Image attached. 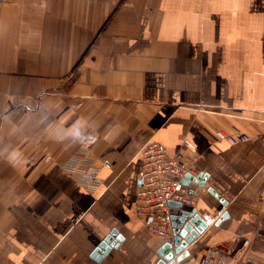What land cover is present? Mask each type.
I'll list each match as a JSON object with an SVG mask.
<instances>
[{"label":"crops","instance_id":"0c3cea01","mask_svg":"<svg viewBox=\"0 0 264 264\" xmlns=\"http://www.w3.org/2000/svg\"><path fill=\"white\" fill-rule=\"evenodd\" d=\"M184 140L214 194L182 264L218 245L264 264V0H0V264H156L138 173ZM82 150L93 192L64 167Z\"/></svg>","mask_w":264,"mask_h":264},{"label":"built area","instance_id":"2783aa9c","mask_svg":"<svg viewBox=\"0 0 264 264\" xmlns=\"http://www.w3.org/2000/svg\"><path fill=\"white\" fill-rule=\"evenodd\" d=\"M215 137L230 144L246 140V136L228 134L221 130L215 131ZM182 152L180 156L172 157L164 145L149 144L143 152L138 173L135 212L164 243H171L174 238L170 203L195 206V197L183 182L188 175L194 176L197 149L191 141L184 140ZM81 153L82 158H71L64 167L78 176L82 188L93 192L101 183L100 168L88 159L87 151L82 150ZM109 165L108 160L102 162V167ZM228 257L225 250L211 247L196 264H227ZM236 258H240V254Z\"/></svg>","mask_w":264,"mask_h":264},{"label":"water","instance_id":"95a60500","mask_svg":"<svg viewBox=\"0 0 264 264\" xmlns=\"http://www.w3.org/2000/svg\"><path fill=\"white\" fill-rule=\"evenodd\" d=\"M206 182V176L201 174L198 176L188 175L183 184L189 187L190 193L195 196L199 195L202 191L214 194L213 190L207 187ZM215 197L220 199L217 194H215ZM170 206L172 208L174 238L171 243H164L161 246L158 252L160 259L156 264H182L190 256L189 246L195 243L209 227L208 223L198 214L197 208L175 202H171ZM227 217L228 215L225 213L217 224ZM122 239L116 231H113L96 250L95 255H98L100 252L103 255H107L117 246L118 242H122ZM216 247L226 251L223 245Z\"/></svg>","mask_w":264,"mask_h":264},{"label":"bare ground","instance_id":"6f19581e","mask_svg":"<svg viewBox=\"0 0 264 264\" xmlns=\"http://www.w3.org/2000/svg\"><path fill=\"white\" fill-rule=\"evenodd\" d=\"M184 205V204H183Z\"/></svg>","mask_w":264,"mask_h":264}]
</instances>
